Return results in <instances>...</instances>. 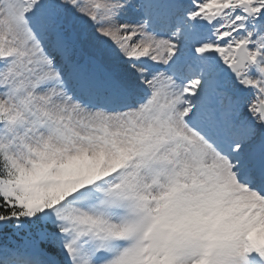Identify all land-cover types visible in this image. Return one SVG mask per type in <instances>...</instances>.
I'll return each mask as SVG.
<instances>
[{
    "label": "snow or ice",
    "instance_id": "6c2138e0",
    "mask_svg": "<svg viewBox=\"0 0 264 264\" xmlns=\"http://www.w3.org/2000/svg\"><path fill=\"white\" fill-rule=\"evenodd\" d=\"M0 264H264V0H0Z\"/></svg>",
    "mask_w": 264,
    "mask_h": 264
}]
</instances>
